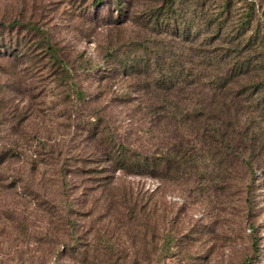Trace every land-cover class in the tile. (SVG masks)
Wrapping results in <instances>:
<instances>
[{
    "label": "rangeland",
    "instance_id": "rangeland-1",
    "mask_svg": "<svg viewBox=\"0 0 264 264\" xmlns=\"http://www.w3.org/2000/svg\"><path fill=\"white\" fill-rule=\"evenodd\" d=\"M220 2L181 0L177 11L197 34L199 10L216 11ZM124 4L119 16L113 0H0V264L25 263L20 251L36 246L24 241L22 222L32 234L57 224L37 202L70 201L83 234L100 236L105 225L114 240L122 233L115 242L129 254L121 264L133 253L137 264H264V157L255 152L249 178L243 155L211 162L195 137L196 114L207 116V88L222 73L210 50L230 44L246 6L254 9L250 25L258 19L264 29V0H231L221 41L212 45H202L203 33L185 40L154 25L165 0ZM254 56L264 63V50ZM262 74L256 65L233 77L223 122L253 120L257 95L247 84ZM165 77L175 87L155 85ZM116 143L191 158L157 178L128 175L102 159ZM122 200L141 206L146 244L130 246L128 227L107 225L105 206ZM49 247L37 245L34 255Z\"/></svg>",
    "mask_w": 264,
    "mask_h": 264
},
{
    "label": "trees",
    "instance_id": "trees-1",
    "mask_svg": "<svg viewBox=\"0 0 264 264\" xmlns=\"http://www.w3.org/2000/svg\"><path fill=\"white\" fill-rule=\"evenodd\" d=\"M95 1L92 0V3ZM198 1L201 2V0H195V4ZM180 2L181 0H165L164 6L156 7L155 13H152L153 24L185 40L191 38L196 39L203 33L202 41L204 43L202 45H212L216 40L221 41L219 37L226 25V17L231 6V0H221L217 5L216 11L206 12L207 10L201 8L198 15L201 19L203 18L202 21L204 24L202 28L199 26L197 34L195 31L191 34L193 25L188 26L184 18L177 11V4ZM113 4L118 11L117 14L122 16L125 10V4L122 5V0H113ZM254 15L253 6H246L245 10L239 14L237 20L233 21L230 31L234 33L230 32L229 37H227L230 44L224 47L217 45L214 48L211 47L213 49L210 50L212 59L219 64V67H222V73L219 75L214 74L211 84L207 88L210 91V100L207 109L208 113H211L210 116L212 118L210 120L208 113L206 117H203L201 114H196L198 123L201 125L197 127L195 133V137H197L198 142L201 144L199 152L200 150L205 152V157L211 162L216 159L229 162L233 160L239 161L242 159L240 155H243L245 157L243 163L248 171L249 178L254 176L253 165L257 161L255 152L261 154V157H264V63L257 64L258 58L254 56L260 53L261 50H264V29H262L258 19H256L254 25H250L254 19ZM211 27H213V34L209 30ZM203 28L207 30L202 31L201 29ZM226 34L228 33L226 32L224 36ZM256 65L259 66L263 74L257 80H252L247 84L248 89H251L250 92L252 91L254 95H257L255 98L254 107L256 109L254 110L255 116L253 120L250 119V116H247L243 124L244 126H240L241 122L235 116H233L234 120L230 121V123L223 122L224 115H229L228 109L224 104V100L229 91V83L236 74H246L254 69ZM154 82L155 85L165 86L164 88L168 89L176 85L174 84L176 82H171V78L169 77H165L164 79L159 78ZM178 152V150L173 151L171 149V153L169 154L145 155L132 151L120 143H116L110 145L109 149L103 152L104 158L102 159L112 163L116 170L122 171L124 174L157 178L162 173L167 174L170 169L178 167L180 161L191 158V156L184 158V153L178 155ZM247 191H250L248 187ZM114 203L113 206L111 204L105 206L110 219L107 221V225L112 220L115 225L119 224V227H128L130 230L129 235L131 236L130 246L134 243V239L136 241L139 239L138 242L140 244H146L148 225L147 222H143L145 215L141 206L137 207L135 202L127 204L123 200L119 204L117 202ZM71 205V201L65 203V205L61 204V206L59 204L58 206H54V204L51 206L50 204L37 202L35 208L37 207L40 210L39 213H41V216L46 218L53 216L58 220H56L57 224L55 226H51L50 230L47 228L48 230L43 234L41 232L36 234L26 232V224L22 222L20 227L22 234H24L22 236H25L23 239L26 243L31 241L30 243L36 246L38 245V247L40 245L50 244L48 249L43 248L40 251V257L34 255L36 246L29 248V250H21L20 254L26 257V262L22 264L123 263L127 259L129 251L123 248L119 249L118 242H115L118 241L122 233L117 232L120 234L114 240V237H112L113 233L106 232L105 225L101 226L103 230H101L102 234L100 236H98L95 230L86 231L83 234L82 230H78L73 219L70 218L75 213ZM112 208L113 210L111 211ZM54 214L56 215L54 216ZM103 215L105 216V213ZM46 224H50V222H46ZM44 225L41 226V229ZM54 227L55 232L51 231ZM56 231H60L64 238L58 236L59 234ZM105 234H108L107 237ZM100 238H104V243L103 240L98 242ZM111 238H113V241H110ZM98 243H101L103 247L101 245L99 246ZM140 250L143 259H145V248L142 247ZM132 255V263L129 264H137L138 262L133 260L135 259L134 253Z\"/></svg>",
    "mask_w": 264,
    "mask_h": 264
}]
</instances>
